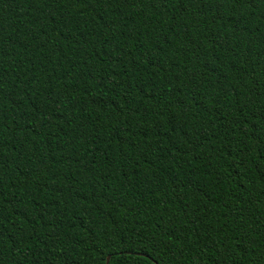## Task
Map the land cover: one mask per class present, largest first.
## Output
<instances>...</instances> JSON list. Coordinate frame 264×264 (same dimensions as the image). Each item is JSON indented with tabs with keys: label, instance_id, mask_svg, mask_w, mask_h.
Masks as SVG:
<instances>
[{
	"label": "trees",
	"instance_id": "16d2710c",
	"mask_svg": "<svg viewBox=\"0 0 264 264\" xmlns=\"http://www.w3.org/2000/svg\"><path fill=\"white\" fill-rule=\"evenodd\" d=\"M264 264V0H0V264Z\"/></svg>",
	"mask_w": 264,
	"mask_h": 264
},
{
	"label": "water",
	"instance_id": "95a60500",
	"mask_svg": "<svg viewBox=\"0 0 264 264\" xmlns=\"http://www.w3.org/2000/svg\"><path fill=\"white\" fill-rule=\"evenodd\" d=\"M109 263V258H108V262H107V264Z\"/></svg>",
	"mask_w": 264,
	"mask_h": 264
}]
</instances>
